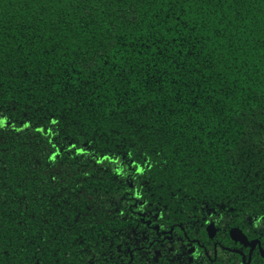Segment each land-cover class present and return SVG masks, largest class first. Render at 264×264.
Instances as JSON below:
<instances>
[{
	"label": "trees",
	"instance_id": "trees-1",
	"mask_svg": "<svg viewBox=\"0 0 264 264\" xmlns=\"http://www.w3.org/2000/svg\"><path fill=\"white\" fill-rule=\"evenodd\" d=\"M232 228L264 244V0H0V264H244Z\"/></svg>",
	"mask_w": 264,
	"mask_h": 264
},
{
	"label": "flooded vegetation",
	"instance_id": "flooded-vegetation-1",
	"mask_svg": "<svg viewBox=\"0 0 264 264\" xmlns=\"http://www.w3.org/2000/svg\"><path fill=\"white\" fill-rule=\"evenodd\" d=\"M208 228H211L210 226L208 227ZM212 229V228H211ZM208 231V230H207ZM213 232L215 233V231H214V229H213ZM214 233H213V235L212 236H210L209 235V238H212L213 236H214ZM208 234H210V233H208ZM233 241V240H232ZM256 243H254V247L253 246H251V245H249V244H251V242L252 241H249L248 240V245H243L242 244V246L245 248H248V251H247V253H246V256H245V254L242 252V251H237L239 254H240V256H241V260H242V262L244 263V264H247V263H249V261H250V256H251V254H252V252H253V250L256 248L257 249V251H258V253H259V255L264 259V256L262 255V249H264V244L263 245H261L260 244V242L259 241H257V240H254ZM234 242V241H233ZM241 244V243H240ZM199 246H201L202 248H204L202 245H200V244H198ZM216 246H217V243H213L212 244V254H213V258H216V255H217V251H216ZM222 249L224 248V247H221ZM224 249H227V250H229V251H233L234 252V249H228V248H224ZM189 252H191L192 251V248H190L189 250H188ZM204 251H205V255L208 257V259H209V255H208V253L206 252V250L204 249ZM245 257H247V259H246V261H245ZM262 259V260H263ZM263 262H264V260H263ZM264 264V263H263Z\"/></svg>",
	"mask_w": 264,
	"mask_h": 264
},
{
	"label": "water",
	"instance_id": "water-1",
	"mask_svg": "<svg viewBox=\"0 0 264 264\" xmlns=\"http://www.w3.org/2000/svg\"><path fill=\"white\" fill-rule=\"evenodd\" d=\"M212 228V227H211ZM207 228L208 230V233H210L209 235L212 236L213 235V228ZM229 236L231 238V240H233L234 242H239L243 245H248V240L246 238V236L242 233V231L238 228H232L230 231H229ZM254 243H256L255 241L251 242V246L254 247Z\"/></svg>",
	"mask_w": 264,
	"mask_h": 264
},
{
	"label": "rangeland",
	"instance_id": "rangeland-1",
	"mask_svg": "<svg viewBox=\"0 0 264 264\" xmlns=\"http://www.w3.org/2000/svg\"><path fill=\"white\" fill-rule=\"evenodd\" d=\"M262 255L264 256V249H262Z\"/></svg>",
	"mask_w": 264,
	"mask_h": 264
}]
</instances>
